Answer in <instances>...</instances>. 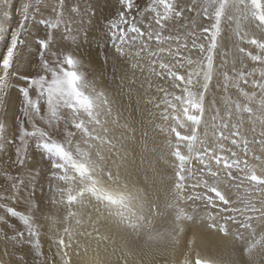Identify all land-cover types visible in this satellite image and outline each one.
<instances>
[{
    "label": "snow or ice",
    "instance_id": "snow-or-ice-1",
    "mask_svg": "<svg viewBox=\"0 0 264 264\" xmlns=\"http://www.w3.org/2000/svg\"><path fill=\"white\" fill-rule=\"evenodd\" d=\"M111 7L103 37L94 23L96 0H18L15 26L0 25V200L11 197L27 212L7 207L25 228L9 225L14 234L0 237V264H101L84 259L89 249L81 237L93 233L79 231L83 209L93 207L96 222L108 212L131 223L146 218L138 215L146 206L153 221L165 222L171 247L164 251L172 257L166 264H258L257 255H264V0H116ZM37 21L44 32L32 37ZM92 43L96 58L127 81L126 95L137 107L152 102L141 91L144 82L152 88L150 77L170 82L171 92L156 87L164 94L162 122L155 123V113L149 122L167 149L153 147L158 154L149 162L153 187L166 193L163 207H153L147 185L109 165L117 133L127 137L136 128L82 71L79 49ZM30 44L35 53L26 52ZM246 60L258 67L249 69ZM137 70L148 73L138 87ZM36 149L41 161L47 158L46 169L30 167ZM118 154L123 160L127 149ZM37 213L50 222L51 255L43 251ZM196 229L219 237L205 247L229 258L204 254L195 238L180 252L182 238ZM17 251L24 253L19 259Z\"/></svg>",
    "mask_w": 264,
    "mask_h": 264
},
{
    "label": "bare ground",
    "instance_id": "bare-ground-1",
    "mask_svg": "<svg viewBox=\"0 0 264 264\" xmlns=\"http://www.w3.org/2000/svg\"><path fill=\"white\" fill-rule=\"evenodd\" d=\"M110 1L112 0H97L96 18H102L103 13L106 14V3ZM110 4H114L113 1ZM16 8H18V0H3V2L0 3V25H3L6 28L15 26L18 20V13L16 11ZM4 13L8 14L7 17L4 16ZM94 22L96 23V26L97 24H99L96 19H94ZM101 26L102 25H100V27ZM99 36L103 37V33H99ZM93 44L95 43H92L91 45L84 44L86 47L82 46V48H80V50L82 49L80 51V58L92 68L94 79L97 82L96 87L98 88V90H106L107 94L117 102V106L122 113V121L124 118H127L131 122H134V126L136 128L135 133H128L127 137L120 138L117 133L118 139L116 141V145L112 149V152L108 154L109 165H119L120 171L127 172L130 175V178L138 182L140 186L147 185L148 191L150 193V198L153 202V207L156 203H159L161 207H163L166 193L162 188H159V186L155 188L153 187L151 183L152 169L149 166V162L153 161L155 155L158 154L152 152L153 147L162 149L164 151H166L167 149L164 143V136L160 135L154 137L152 135V124L149 122L153 120V116L150 115V113L156 114V124H160L162 122L159 117L163 113L165 107L163 103L164 94L157 91L156 87L157 85H159L161 87L167 88L168 91L171 92L173 91V89L169 86L170 82L167 79L161 80L153 76L150 77L152 88L148 89V83L144 82L145 77L148 76V73L145 72L142 75L139 70H137L136 76L138 78V82L136 87L139 86L140 82H144V89H141L142 92L147 89V92L144 95V100L152 101L151 103H143L142 105H140V107H137L133 102L129 101L128 96L126 95L128 88L127 81L122 84L118 79L119 72L114 74L110 63L105 66L103 64L102 56L100 58H96V48L92 46ZM4 51L5 40L3 38H0V54H3ZM89 58H91V62ZM25 59L27 60V58ZM245 63L248 65L249 69L257 66L254 65L250 60H246ZM181 74H183V72ZM114 75L117 77L116 79H113ZM177 94H179L178 91ZM13 95H15V92L13 93ZM216 95L220 96L222 95V93L216 92ZM232 95L235 99L236 93L234 90L232 91ZM168 99H171V97H168ZM157 104L160 105L159 108L154 106ZM145 131L149 132L148 137H144L143 133ZM146 140L147 147H145ZM133 148L135 149V151H133ZM122 149H127V155L124 156L123 160H121L120 155L118 154ZM0 155H2V153H0ZM161 167L163 168V165H161ZM168 171L170 172L171 170L168 169ZM91 208L93 207H87L85 208V212H83V223L79 227V231L81 233L87 232V225L89 223L90 228L92 227L91 225L95 223L92 222L93 224H91L90 220L93 221L94 216L96 217V215L98 214H95L94 209L93 213L90 210ZM120 211H125L127 215L125 209L121 208ZM106 213L108 218H103L101 223H95V225H98L95 226L98 231L94 232V234L96 235L89 236V238H93L89 243L90 245L86 244L88 248H91L90 250L94 249L97 252L96 255L100 257V260L103 264H166V261H170L172 259V257L169 256L166 251H164L165 245L171 247L170 240L165 235H163L166 227L165 222L162 219L153 221L152 216L148 214L149 209L147 206L140 210V212L138 213V215H146V218L140 220L139 222H137L136 218L133 217L131 223H125L122 218L114 216L108 212ZM87 217H91L89 221L86 220ZM150 225L154 228V230L151 232ZM48 226L47 228H49ZM193 227L195 228V226ZM97 233H102V235H104L102 236L104 237L103 243H98V238L99 236L101 237V234H98L99 236H97ZM149 235H151L153 239L149 240ZM82 238L83 242L84 240H87L86 237ZM193 238H195V246L198 247L202 252H204V254L215 255L225 260L229 258L226 252L216 248L215 246H212L210 248L205 247L212 240L218 241L220 238L213 237L204 229H196L194 232L189 233L186 237L182 238L179 245V251H187V243ZM100 241L101 240H99V242ZM43 242L46 245L45 241ZM1 249L2 247L0 245V251ZM52 251H54L53 248ZM178 258L183 259V256L178 254ZM256 259L258 264H264V255L258 254Z\"/></svg>",
    "mask_w": 264,
    "mask_h": 264
},
{
    "label": "rangeland",
    "instance_id": "rangeland-1",
    "mask_svg": "<svg viewBox=\"0 0 264 264\" xmlns=\"http://www.w3.org/2000/svg\"><path fill=\"white\" fill-rule=\"evenodd\" d=\"M113 1V3L115 4V2H116V0H112ZM112 1H110V2H107L106 4H107V8H106V11H105V13L106 14H104L103 13V17L102 18H99V17H97L96 18V16H95V18L94 19H96V21L97 22H99V24H97V26H96V31L97 32H99V33H103V25L104 24H106V22H107V19H110L113 15H114V9L111 7V2ZM96 2H97V0H96ZM139 3L141 4V5H143V4H145L146 3V0H139ZM95 12H97V10L95 9ZM46 15H48L47 13H46ZM95 23V22H94ZM96 24V23H95ZM100 25H102L101 27H100ZM233 27H234V25H233ZM30 28H31V32H32V37H35V36H37L38 34L39 35H42L43 34V32H44V26L42 25V24H39L38 23V21L37 22H35V26H32V25H30ZM250 30H253L254 31V29H250ZM101 31V32H100ZM32 37H29V40L31 41L32 40ZM83 47H86L84 44L82 45ZM93 47H97V45L96 44H93L92 45ZM74 47V46H73ZM82 48V47H81ZM82 50V49H81ZM80 49H79V51H81ZM26 52H31V53H35V47L34 46H32V44H30L29 45V47L26 49ZM81 53V52H80ZM186 55H187V53H185ZM25 58H27L28 59V56L27 55H25ZM103 60V59H102ZM83 62H84V68L82 69V71H84L87 75H88V78H89V80L91 81V80H93L94 79V74H93V72H92V68L83 60ZM105 66H107V65H105ZM17 87H19V85L17 86ZM98 89V88H97ZM41 126H43V124H42V122H41ZM30 151H31V146H30ZM14 152H15V148L13 147V148H11V149H9V153L10 154H12V156H13V158H14ZM40 152V150L39 149H36L35 150V152L34 153H31V155H30V159H29V165H30V167L32 166V165H35L36 167H35V170H39V168H41V167H43V168H47L48 167V165H47V163H46V157H45V161H41V157L39 156V153ZM3 168H4V161L3 162H1L0 161V184H3L4 183V179H3ZM12 174H15V171L13 170V172H12ZM43 183H45V196H44V202H45V204H47L48 203V196L49 195H51L50 193H48L47 192V184H46V181H44ZM37 195L39 196L40 195V193H39V191L37 192ZM8 206H12V207H16L17 208V210H19V211H24V212H26V207H25V205L22 203V202H17L16 200H14V199H12L11 197H9L8 198V200L7 201H4V200H0V237H2L3 236V233L5 232V231H7L8 232V235L9 236H11V235H13L14 234V232L8 227L9 225H11V226H14V228L15 229H18V230H23L24 228H25V226L23 225V222L22 221H20L19 220V218H16V217H11L10 216V214L7 212V207ZM51 208H53L54 210H55V206H51ZM52 209V210H53ZM93 209L94 208H91L90 210L93 212ZM83 212H85V209H83ZM94 212H95V210H94ZM93 212V213H94ZM26 214H27V212H26ZM95 214H97L96 212H95ZM39 218H38V220H37V223L39 224V225H41L42 227H41V237L43 238V240H42V238H41V243H42V246H43V251L45 252V255H51V251H52V248H53V250H54V244H53V240H52V234H50L51 232L50 231H48L49 230V228H47V226L49 225V221H47L46 222V220L43 218V216L42 215H40L39 213H37L36 214ZM103 218H105V219H107L108 217H107V213L105 212L104 213V217ZM103 218H101L98 222H102V220H103ZM86 220H90L89 219V217H87L86 218ZM97 221V215H96V217L94 216V220L92 221V220H90V222H91V224H93L94 222L95 223H98V222H96ZM93 222V223H92ZM46 223V224H45ZM95 223L93 224L94 225V227H93V225H91L92 227L90 228L89 226H90V223L87 225L88 227H87V232H90V233H92L93 232V236L94 235H96V234H94V231H93V229L94 228H96L95 226H98V225H95ZM46 226V227H45ZM49 227V226H48ZM46 229V230H45ZM90 229V230H89ZM97 229V228H96ZM98 230V229H97ZM46 234H45V233ZM47 234H48V236H47ZM101 234V237L102 236H104V235H102V233H97V236H99V235ZM44 236H46V237H44ZM50 237V238H49ZM100 236H99V238H98V243H103L104 242V238H101ZM46 240H45V239ZM86 239L87 240H84V242H83V238L81 237V242H82V246H86L85 245V242H86V244H89L90 243V241L93 239V238H89V237H86ZM99 240H101L100 242H99ZM43 241H45V243H46V245L44 244V242ZM48 241V242H47ZM87 241H88V243H87ZM48 243H52L51 245L50 244H48ZM0 245H1V247H2V249H1V251H4L3 249H4V245L2 244V243H0ZM90 245V244H89ZM50 247H52V248H50ZM50 248V249H49ZM89 249V251H92V252H89L88 251V254H87V257H84V259H90V258H98L99 260H100V257L98 256V255H96V251L93 249V250H90L91 248L89 247L88 248ZM46 250V251H45ZM78 251H79V249H78ZM47 252V253H46ZM49 252V253H48ZM95 252V253H94ZM89 253H91V254H89ZM34 254V253H33ZM24 255V253L23 252H21V251H17V252H15L14 253V257L17 259H19L21 256H23ZM83 255V254H82ZM92 257H91V256ZM26 259H28V257H25ZM100 262H101V264H103L102 263V261L100 260Z\"/></svg>",
    "mask_w": 264,
    "mask_h": 264
}]
</instances>
